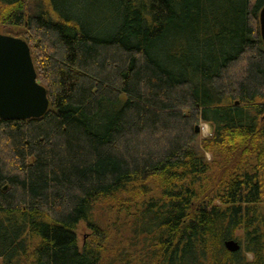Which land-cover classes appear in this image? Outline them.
<instances>
[{"label": "trees", "instance_id": "obj_1", "mask_svg": "<svg viewBox=\"0 0 264 264\" xmlns=\"http://www.w3.org/2000/svg\"><path fill=\"white\" fill-rule=\"evenodd\" d=\"M263 7L0 0L49 98L0 118V264H264Z\"/></svg>", "mask_w": 264, "mask_h": 264}, {"label": "water", "instance_id": "obj_2", "mask_svg": "<svg viewBox=\"0 0 264 264\" xmlns=\"http://www.w3.org/2000/svg\"><path fill=\"white\" fill-rule=\"evenodd\" d=\"M260 28L264 42V7L260 11ZM48 108L47 89L38 81L29 43L22 37L0 33V118H40ZM208 126L211 135L214 123L208 122ZM196 130H200L198 125ZM224 244L232 253L241 249L236 239H228Z\"/></svg>", "mask_w": 264, "mask_h": 264}, {"label": "rangeland", "instance_id": "obj_3", "mask_svg": "<svg viewBox=\"0 0 264 264\" xmlns=\"http://www.w3.org/2000/svg\"><path fill=\"white\" fill-rule=\"evenodd\" d=\"M21 31L23 32L24 30L22 28H16V27L8 26V25L4 26L0 24L1 34H10L14 36H20ZM198 126L200 128L199 130L200 132L199 133L200 134L199 143H200L201 139L210 136L209 134L211 132H210V127L208 126V123L202 122V123H199ZM205 155L209 160H212V155L210 153L207 152ZM95 215L98 218H102V226H107V225H110V223H112L115 217V209L112 211H103L101 209H97L95 212ZM77 234H78V243L80 247H83L86 243L91 242L93 239L92 229L88 227L87 223L85 222H81L78 225ZM113 235L114 233L110 232L109 240H111L114 237ZM249 257L252 258V254H249Z\"/></svg>", "mask_w": 264, "mask_h": 264}]
</instances>
